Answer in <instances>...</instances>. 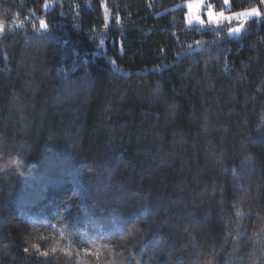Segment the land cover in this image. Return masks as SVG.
Returning a JSON list of instances; mask_svg holds the SVG:
<instances>
[{
  "label": "trees",
  "instance_id": "obj_1",
  "mask_svg": "<svg viewBox=\"0 0 264 264\" xmlns=\"http://www.w3.org/2000/svg\"><path fill=\"white\" fill-rule=\"evenodd\" d=\"M185 1L0 0V264H264V17Z\"/></svg>",
  "mask_w": 264,
  "mask_h": 264
},
{
  "label": "snow or ice",
  "instance_id": "obj_2",
  "mask_svg": "<svg viewBox=\"0 0 264 264\" xmlns=\"http://www.w3.org/2000/svg\"><path fill=\"white\" fill-rule=\"evenodd\" d=\"M223 3L224 5H228L229 0H223ZM186 5L188 9L186 13V18L189 25H191L194 20L198 21L201 26H204L205 24L220 25L223 21H227L229 22V24H231V22L235 20V26H229L227 29L229 34L241 33L242 30L245 29V25L251 17H264V11H262L261 8L258 6H253L250 8H245L241 11H234L230 14H226L223 10H220L218 12L214 11L213 5L211 3L205 4V0H186ZM259 5H264V0H259ZM203 7L207 8V20L203 19L200 15L195 14L196 12H199ZM116 19L117 22H119V17H117ZM39 25L40 29H46L48 27V24L45 20H40ZM3 30V25L0 24V32H2ZM196 43L199 44L200 41H197ZM237 215H240L239 210H237ZM51 250L55 252L56 248L53 247ZM24 251L28 252L29 249L25 248ZM40 254L43 256H48V252H42Z\"/></svg>",
  "mask_w": 264,
  "mask_h": 264
},
{
  "label": "clouds",
  "instance_id": "obj_3",
  "mask_svg": "<svg viewBox=\"0 0 264 264\" xmlns=\"http://www.w3.org/2000/svg\"><path fill=\"white\" fill-rule=\"evenodd\" d=\"M26 168L27 162L23 157L0 153V175L7 173L9 169H15L16 174L23 178L26 175Z\"/></svg>",
  "mask_w": 264,
  "mask_h": 264
},
{
  "label": "rangeland",
  "instance_id": "obj_4",
  "mask_svg": "<svg viewBox=\"0 0 264 264\" xmlns=\"http://www.w3.org/2000/svg\"><path fill=\"white\" fill-rule=\"evenodd\" d=\"M222 2H223V0H222ZM207 3H211L212 5H213V10L214 11H220V10H223V11H225V13L226 14H230L231 12H234V11H231L230 10V1H229V4L228 5H224V3H223V7H222V9H216L215 8V5H216V3H215V1H213V0H205V4H207ZM182 5H184L185 7H186V9H187V5H186V1L184 2V3H182ZM187 11H188V9H187ZM206 12H207V8L206 7H203V8H201V10L199 11V12H196L195 14L196 15H200L203 19H205V20H207V16H206ZM252 18V17H251ZM250 19V18H249ZM186 20H187V18H186ZM235 23H236V21L235 20H233L232 22H231V24H229V22H227V21H223L220 25H217V26H223L225 29H228V27L229 26H235ZM187 24H188V22H187ZM189 25V24H188ZM193 25H196V26H200V27H211V26H216V25H208V24H205L204 26H201L200 24H199V22L198 21H193V23L190 25V26H193ZM243 31V30H242ZM228 32V31H227ZM229 34V33H228ZM240 33H238V34H229V35H232V36H237V35H239Z\"/></svg>",
  "mask_w": 264,
  "mask_h": 264
}]
</instances>
